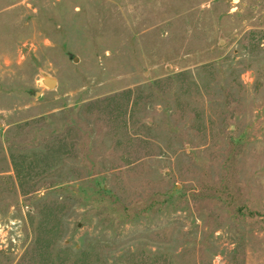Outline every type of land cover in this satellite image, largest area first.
Instances as JSON below:
<instances>
[{
	"label": "rangeland",
	"instance_id": "rangeland-1",
	"mask_svg": "<svg viewBox=\"0 0 264 264\" xmlns=\"http://www.w3.org/2000/svg\"><path fill=\"white\" fill-rule=\"evenodd\" d=\"M0 264H264V0H0Z\"/></svg>",
	"mask_w": 264,
	"mask_h": 264
},
{
	"label": "water",
	"instance_id": "water-1",
	"mask_svg": "<svg viewBox=\"0 0 264 264\" xmlns=\"http://www.w3.org/2000/svg\"><path fill=\"white\" fill-rule=\"evenodd\" d=\"M46 82L48 83V85H51L53 82V79L52 78L46 79Z\"/></svg>",
	"mask_w": 264,
	"mask_h": 264
}]
</instances>
